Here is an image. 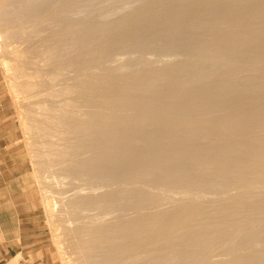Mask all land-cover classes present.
<instances>
[{
  "label": "bare ground",
  "instance_id": "6f19581e",
  "mask_svg": "<svg viewBox=\"0 0 264 264\" xmlns=\"http://www.w3.org/2000/svg\"><path fill=\"white\" fill-rule=\"evenodd\" d=\"M78 1L0 0L36 27L37 159L118 211L65 231L77 264H264V0Z\"/></svg>",
  "mask_w": 264,
  "mask_h": 264
},
{
  "label": "rangeland",
  "instance_id": "374dc122",
  "mask_svg": "<svg viewBox=\"0 0 264 264\" xmlns=\"http://www.w3.org/2000/svg\"><path fill=\"white\" fill-rule=\"evenodd\" d=\"M114 1L98 0V3L107 5ZM82 3L85 2L79 0L77 6ZM10 8L8 9L10 10ZM8 15H3L0 11V139L12 142L11 146L14 148L16 157L17 188L23 186L27 188V221L24 222L27 225L22 228L27 239V255L32 257L33 264H77L76 253L71 247L70 239L66 236L65 231L72 232L75 228L86 224L87 226L96 225L95 222L98 224L102 218H104L102 221H110V218L116 216L118 211H114L116 214L113 211L111 212L114 214L111 212L102 214L95 210L83 213L70 210L67 205L75 194L91 192L97 195L105 189L100 188L94 190L97 193L92 192L89 187L94 186V182L89 185L88 182L91 179L88 176H82L79 179H77L78 177L74 179V176L68 178V176L60 175L52 169L45 170L43 164L37 159L35 153L37 149L44 151V140L34 137L29 131L27 111L30 110L35 115L38 113L39 116H42L41 106L49 108L51 103L48 101L44 103V94H39L40 91L27 90V84L31 82V80H27V36H35L36 27L35 24L27 22L23 25L20 34L11 38L7 27H10L15 17ZM152 55H149L148 59H156L155 61H173L175 59L172 55L165 57ZM34 62L36 65L28 72L39 68L40 64V67L43 66L40 59H34ZM69 75L72 77L71 74ZM30 99L32 100L30 101ZM39 99L44 101L41 103L39 101L42 100ZM85 181L87 182L85 183ZM99 182L94 183L95 186H99ZM49 201L52 211H48L49 207L46 206ZM98 219L99 221H97ZM261 246L264 247V245Z\"/></svg>",
  "mask_w": 264,
  "mask_h": 264
},
{
  "label": "crops",
  "instance_id": "0c3cea01",
  "mask_svg": "<svg viewBox=\"0 0 264 264\" xmlns=\"http://www.w3.org/2000/svg\"><path fill=\"white\" fill-rule=\"evenodd\" d=\"M11 144L0 139V264H33L22 231L27 225V188H17Z\"/></svg>",
  "mask_w": 264,
  "mask_h": 264
}]
</instances>
